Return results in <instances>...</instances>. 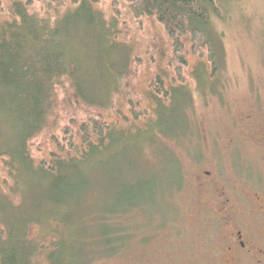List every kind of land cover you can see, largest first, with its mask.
I'll use <instances>...</instances> for the list:
<instances>
[{"label":"rangeland","instance_id":"rangeland-1","mask_svg":"<svg viewBox=\"0 0 264 264\" xmlns=\"http://www.w3.org/2000/svg\"><path fill=\"white\" fill-rule=\"evenodd\" d=\"M218 4L223 16L213 15L211 37L217 49L219 72L211 75L205 69L203 73L196 71L199 62L194 58L190 69L184 72L183 88L181 76L176 75L172 65V41L156 20H137L124 14L119 45L109 58L115 66L110 97L109 78L102 80L99 68V51L96 54L85 48L88 35L76 34L79 42L70 43L68 49L78 45L77 55L85 59L86 66L81 75L95 101L78 102L69 80L64 82L58 88L57 105L49 114V124L31 141L32 155L37 161L47 158L54 149L53 135H61L71 120L87 118L96 111L95 105L103 107L101 100L108 97L111 105L103 111L108 121L118 123L119 131L128 138L102 164L90 169L89 177L82 178L86 185L79 188L80 194L69 198L72 215L89 213L86 222L90 226L69 218L76 226L65 236L64 231L40 221L26 225L19 233L12 231L11 239L4 242L5 249L25 247L31 253L29 264H54L48 254L56 244L55 235L61 241L68 240L71 259L66 264H195L200 258L194 256L201 243L198 236L209 224L192 194L196 188L192 176L205 157L218 153L217 163L231 181L230 189L232 184L247 196H264V0H218ZM99 9L112 19L107 0ZM4 17L5 12L0 11V18ZM157 78L164 79L167 87L175 86L181 91L182 99L165 101L156 93ZM130 102L139 112H149V118L136 120ZM2 125L0 137L4 140L5 135L10 141ZM199 150L203 160L195 156ZM1 165L0 162V168ZM126 188L133 190L135 202L148 201L145 214L154 216V220L144 226L143 214L135 212L143 229L122 247L123 238L104 226L101 219L115 210ZM23 191L14 188L11 180L9 184L1 182L0 210L5 207L3 211L11 217L10 209L19 208L23 201V208L29 207L28 216L45 220L54 198L50 200L45 195L41 199L37 186L30 188L27 196ZM17 198L20 205L15 204ZM164 219L167 221L162 223ZM33 227L35 238H30ZM20 256L21 253V264Z\"/></svg>","mask_w":264,"mask_h":264},{"label":"trees","instance_id":"trees-1","mask_svg":"<svg viewBox=\"0 0 264 264\" xmlns=\"http://www.w3.org/2000/svg\"><path fill=\"white\" fill-rule=\"evenodd\" d=\"M107 1L113 12L112 19L99 9L103 0H0V11L5 12V17L0 18V124L11 137L10 141L5 135L4 140L0 137V170L6 173H1L0 179L2 176L4 179L0 183L9 184L11 180L12 186L24 190L26 196L30 188L37 186L40 198L44 199L45 195L50 196V200L54 198L51 202L55 206L45 220L37 215L28 216V205L24 209L23 201L18 198L15 204L21 205L10 209L11 217L4 212L5 207L1 208L0 264H20V253L21 264L30 263L31 253L25 247H4V242L11 239L10 233H19L26 225L47 221L57 231H64L65 236L76 226L69 218L80 219L84 227L90 226L86 222L90 214L85 212L81 218L73 216L68 203L80 194L79 188L86 185L82 178L89 177L90 169L102 164L108 154L117 151L121 141L128 138L119 131L118 123L113 125L108 121L103 111L112 102L109 97L115 66L110 64L109 58L119 45V26L124 14L137 20L154 19L165 28L172 41V65L176 67V75L181 76V88L186 85L184 72L190 69L194 58L199 62L196 71L203 73L205 69L211 75L219 72L217 49L211 37L213 15L223 16L218 0ZM76 34L78 37L88 35L85 48L96 54L99 51L102 80L109 78V97L101 98L103 107L95 105L96 111L87 118L73 119L61 135H53L54 149L47 153V158L37 161L31 153V141L49 124V114L57 105L58 88L69 80L78 102L95 101L81 75L86 66L85 59L77 55L78 45L68 49L70 43L78 41ZM201 75L198 74V78ZM155 90L167 102L182 99L181 91L175 86L167 87L162 78L155 81ZM130 103L136 120L149 118V112H139L134 103ZM136 133L138 131H134ZM117 136H120L118 141ZM134 197L133 190L126 188L115 210L101 219L104 226L111 227L116 236L123 238L122 247L127 246L143 225H151L154 220V216L145 214L148 201L135 202ZM135 212L143 214V225L135 219ZM30 231L29 237L35 238V227ZM53 236L56 244L49 248L48 256L54 264H66L65 261L71 259L68 240Z\"/></svg>","mask_w":264,"mask_h":264},{"label":"flooded vegetation","instance_id":"flooded-vegetation-1","mask_svg":"<svg viewBox=\"0 0 264 264\" xmlns=\"http://www.w3.org/2000/svg\"><path fill=\"white\" fill-rule=\"evenodd\" d=\"M201 155L196 151L203 160ZM216 155L205 157L192 176V194L209 224L198 236L194 256L200 258L195 264H264V196H247L232 184L230 189Z\"/></svg>","mask_w":264,"mask_h":264}]
</instances>
